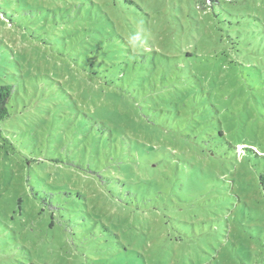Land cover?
Here are the masks:
<instances>
[{
    "label": "rangeland",
    "instance_id": "obj_1",
    "mask_svg": "<svg viewBox=\"0 0 264 264\" xmlns=\"http://www.w3.org/2000/svg\"><path fill=\"white\" fill-rule=\"evenodd\" d=\"M9 84L0 264H264V0H0Z\"/></svg>",
    "mask_w": 264,
    "mask_h": 264
},
{
    "label": "trees",
    "instance_id": "obj_2",
    "mask_svg": "<svg viewBox=\"0 0 264 264\" xmlns=\"http://www.w3.org/2000/svg\"><path fill=\"white\" fill-rule=\"evenodd\" d=\"M14 93V86L0 85V131L3 130L2 126H6L11 118L10 113V101ZM54 163H58V160H50ZM260 186L264 194V173L260 175ZM80 195V194H79Z\"/></svg>",
    "mask_w": 264,
    "mask_h": 264
}]
</instances>
